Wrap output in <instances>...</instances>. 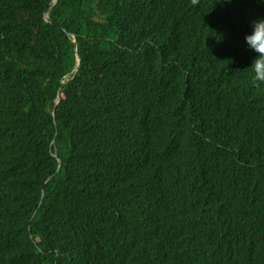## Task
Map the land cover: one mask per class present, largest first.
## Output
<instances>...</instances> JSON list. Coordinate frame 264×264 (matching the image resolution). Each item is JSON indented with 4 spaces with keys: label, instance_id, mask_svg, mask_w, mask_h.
<instances>
[{
    "label": "trees",
    "instance_id": "obj_1",
    "mask_svg": "<svg viewBox=\"0 0 264 264\" xmlns=\"http://www.w3.org/2000/svg\"><path fill=\"white\" fill-rule=\"evenodd\" d=\"M258 19L0 0V264H264Z\"/></svg>",
    "mask_w": 264,
    "mask_h": 264
},
{
    "label": "clouds",
    "instance_id": "obj_2",
    "mask_svg": "<svg viewBox=\"0 0 264 264\" xmlns=\"http://www.w3.org/2000/svg\"><path fill=\"white\" fill-rule=\"evenodd\" d=\"M198 2L199 0H192L193 4ZM219 2H224V0H219ZM227 2L230 3L231 0ZM245 43L255 53V58L249 67L253 73V81L257 84L264 83V19L252 22V31L245 36Z\"/></svg>",
    "mask_w": 264,
    "mask_h": 264
},
{
    "label": "water",
    "instance_id": "obj_3",
    "mask_svg": "<svg viewBox=\"0 0 264 264\" xmlns=\"http://www.w3.org/2000/svg\"><path fill=\"white\" fill-rule=\"evenodd\" d=\"M48 14V13H47ZM48 23H49V21L48 20H46ZM77 63H80V59H79V57H77ZM76 71H77V69H76ZM56 105H57V103H56Z\"/></svg>",
    "mask_w": 264,
    "mask_h": 264
}]
</instances>
